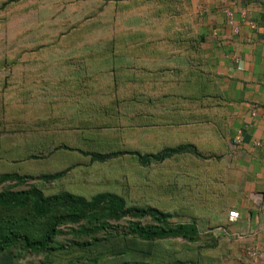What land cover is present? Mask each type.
I'll list each match as a JSON object with an SVG mask.
<instances>
[{
  "label": "rangeland",
  "instance_id": "obj_1",
  "mask_svg": "<svg viewBox=\"0 0 264 264\" xmlns=\"http://www.w3.org/2000/svg\"><path fill=\"white\" fill-rule=\"evenodd\" d=\"M5 1L9 2L0 7V173L33 177L16 188L36 184L47 194L68 190L87 197L112 191L129 205L174 211L179 192L173 187L180 168L186 172L194 168L187 166L189 162L145 166L133 156L98 162L88 154L119 149L147 152L161 146L138 134L139 128L154 127L143 125L147 119L138 106L130 109L118 100L117 89L122 86L113 78L124 62L122 57L113 58L115 48L138 44L139 30H156L160 23L143 19L146 13L139 12L136 0H0V5ZM137 114L139 119L134 120ZM199 168L195 173H206ZM64 169L68 172L60 179L40 178ZM11 184L4 183L0 190ZM174 213V221L191 220L186 212ZM77 227L64 225L56 245L77 239L73 231ZM200 231L202 236L194 243L160 242L156 261L169 263L180 257L187 264H206V232ZM80 254L84 253L79 248L61 252L52 257L53 264ZM43 260V254L17 249L0 255V263L7 264ZM121 260L106 256L101 262Z\"/></svg>",
  "mask_w": 264,
  "mask_h": 264
},
{
  "label": "trees",
  "instance_id": "obj_2",
  "mask_svg": "<svg viewBox=\"0 0 264 264\" xmlns=\"http://www.w3.org/2000/svg\"><path fill=\"white\" fill-rule=\"evenodd\" d=\"M136 1L140 4L139 12L146 13L142 18L159 22L160 28L141 29L138 31L139 36H142L138 44L123 49L115 48L113 58L124 59L119 70L113 73L117 86H122L117 89L118 96L121 95L118 100L128 108L130 105L133 108L138 106L142 113L149 106L155 112H161L157 119L159 124L172 122L180 126L184 121L189 122L183 112L186 106H190L194 100L200 105L199 101L206 99V124H211L214 120L212 110L217 104L215 101L218 95L214 87L209 85L212 79L206 80V86L193 79L194 75L202 73L198 64L203 60L201 44L204 38L194 30L183 1ZM8 2H3L0 7H5ZM173 56H181L191 64L186 68L170 64L151 66L153 62ZM176 69L183 74H178ZM174 71L179 77L177 85L173 84ZM138 73H143L142 78H139ZM152 73L159 76H150ZM208 77L209 73L206 72V79ZM193 82L198 83L199 92L196 95L193 93L194 86H191ZM170 107H174L177 116H170ZM137 119L138 114L134 120ZM144 124L154 126L153 119L143 121ZM207 140L206 151L197 142L187 140L165 144L147 152L119 149L88 153L98 162L127 155L133 156L145 166L167 162H185L187 165L189 162L187 166L194 168L187 172L180 168L177 178L179 182L173 187L179 192L174 211L151 205H129L124 196L112 191H102L87 197L68 190L47 194L36 184L16 188L33 177L18 172L0 173V186L6 182L12 183L0 190V255L5 257L17 249L20 252L43 254L44 260L39 264H53V256L61 252L65 255L72 248H79L85 255H77V259H66L64 264H106L101 262L106 256L122 257L117 264H187V259L180 257H172L169 263L157 262L159 253L155 249L160 247V242L173 239L197 242L202 236L198 219L204 215L207 201L220 200V208H223L226 199L219 195L217 188L221 156L208 148ZM199 166L204 167L206 173H195L194 169H201ZM67 172L64 169L44 174L40 178L46 182L54 181ZM182 182L195 183L189 186L182 185ZM174 212H186L191 220L174 221ZM64 225H78L73 230L77 239H72L66 246L56 245V237L61 234ZM212 234L211 231L206 232V264H222ZM141 244H146V248H142ZM0 264L7 263L4 261Z\"/></svg>",
  "mask_w": 264,
  "mask_h": 264
},
{
  "label": "crops",
  "instance_id": "obj_3",
  "mask_svg": "<svg viewBox=\"0 0 264 264\" xmlns=\"http://www.w3.org/2000/svg\"><path fill=\"white\" fill-rule=\"evenodd\" d=\"M182 1L194 30L204 38L201 44L203 60L198 64L202 73L194 75L193 79L201 81L203 86L206 80L212 79L209 85L218 95L212 110L214 120L206 124V99L203 98L202 101L198 99L200 105L194 100L186 106L183 112L189 122L184 121L180 126L172 122L159 124L157 119L161 112L148 106L142 114L148 120L153 119L154 129L139 128L138 134L161 143L156 148L191 140L206 151L208 139V148L221 156L217 188L226 200L223 208H220V200L207 201L204 215L198 221L199 229L213 233L222 264H264V145H255L256 141L264 142V120L261 118L264 107V0ZM226 9L233 14L232 23ZM244 11L250 13L255 28L243 21ZM161 64L186 68L191 63L181 56H173L153 62L151 66ZM176 72L183 74L177 69ZM176 72L174 85L179 79ZM138 76L142 78L143 73ZM150 76L159 75L152 73ZM191 86L196 95L198 83L193 82ZM255 107L258 113L252 115ZM170 110L171 117L177 116L174 107ZM231 211L239 212L237 220H229ZM247 247H257L261 255L253 259L246 253Z\"/></svg>",
  "mask_w": 264,
  "mask_h": 264
},
{
  "label": "built area",
  "instance_id": "obj_4",
  "mask_svg": "<svg viewBox=\"0 0 264 264\" xmlns=\"http://www.w3.org/2000/svg\"><path fill=\"white\" fill-rule=\"evenodd\" d=\"M225 12L228 15L229 22L232 23L233 22V14H232V12L229 9H226ZM242 18H243V21L245 23H247V25L250 28H255L256 27V24L253 21V19L251 18V15H250V13L248 11L242 12ZM262 109H263V113H262V117L261 118L264 120V107H262ZM257 113H258L257 108L256 107L253 108L252 111H251V114L252 115H257ZM255 145L256 146H261V145H264V142L256 141ZM238 217H239V212L238 211H231L229 213V220L230 221H235V220L238 219ZM246 253L250 257H252L253 259H257L261 255V251L257 247H247L246 248Z\"/></svg>",
  "mask_w": 264,
  "mask_h": 264
}]
</instances>
